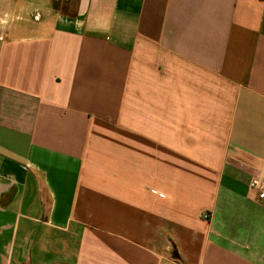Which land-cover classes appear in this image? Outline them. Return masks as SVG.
Here are the masks:
<instances>
[{"label":"crops","instance_id":"obj_1","mask_svg":"<svg viewBox=\"0 0 264 264\" xmlns=\"http://www.w3.org/2000/svg\"><path fill=\"white\" fill-rule=\"evenodd\" d=\"M254 179L264 0H0V264H264Z\"/></svg>","mask_w":264,"mask_h":264},{"label":"built area","instance_id":"obj_2","mask_svg":"<svg viewBox=\"0 0 264 264\" xmlns=\"http://www.w3.org/2000/svg\"><path fill=\"white\" fill-rule=\"evenodd\" d=\"M252 188L257 191V196L260 201H264V184L259 179H254L252 181ZM210 216L208 214L204 215L205 220H209Z\"/></svg>","mask_w":264,"mask_h":264},{"label":"trees","instance_id":"obj_3","mask_svg":"<svg viewBox=\"0 0 264 264\" xmlns=\"http://www.w3.org/2000/svg\"><path fill=\"white\" fill-rule=\"evenodd\" d=\"M176 259H180L178 256H176Z\"/></svg>","mask_w":264,"mask_h":264}]
</instances>
